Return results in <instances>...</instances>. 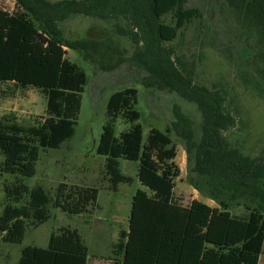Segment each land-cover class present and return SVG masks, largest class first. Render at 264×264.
I'll list each match as a JSON object with an SVG mask.
<instances>
[{
    "label": "trees",
    "instance_id": "1",
    "mask_svg": "<svg viewBox=\"0 0 264 264\" xmlns=\"http://www.w3.org/2000/svg\"><path fill=\"white\" fill-rule=\"evenodd\" d=\"M237 20L244 44L243 73L264 107V0H225ZM187 0H15L8 12L0 6V97L33 88L45 98L44 116L32 124L14 115L0 117V172L16 175L5 186L7 202L0 215V240L20 244L29 222L37 226L49 214L43 195L28 189L20 177L35 173L40 148H58L75 130L86 72L66 57V49L87 50L84 40H69L61 23L80 14L104 19H126L138 45L134 60L169 91L193 102L202 116L195 143L194 169L207 177L213 207L198 199L182 205L174 196L180 169L169 130L150 128L146 137L138 122V90L126 87L112 92L106 103L96 152L106 157L104 179L117 190L131 178L122 174L119 159L138 161L142 187L132 196L128 229L120 230L113 254L118 264H259L264 254V147L256 156L231 146L223 136L236 126L239 96L224 86L208 87L170 47L190 23L201 19L199 7ZM237 99V100H236ZM130 127L116 134V121ZM61 183L55 205L70 214L87 212L96 202L98 188ZM250 189L260 200L244 204V215L233 214L230 201ZM228 194L229 199H224ZM25 204L16 205L24 196ZM18 264H90L88 248L77 229L52 232L46 247L24 246Z\"/></svg>",
    "mask_w": 264,
    "mask_h": 264
},
{
    "label": "rangeland",
    "instance_id": "2",
    "mask_svg": "<svg viewBox=\"0 0 264 264\" xmlns=\"http://www.w3.org/2000/svg\"><path fill=\"white\" fill-rule=\"evenodd\" d=\"M225 3V0H187L186 6L199 7L203 17L183 29L170 42V47L188 65L197 83L224 86L229 89V96H239L235 112L240 120L223 136L231 146L256 156L264 147V107L242 71L245 46L236 30L237 20ZM0 6L12 12L15 0H0ZM61 28L69 40L88 43L87 50L65 48L66 57L86 72L87 84L73 136L58 148H40L34 175L20 177L30 192L43 195L49 216L37 226L29 222L20 244L0 240V264H18L24 246L46 247L50 234L63 227L77 229L88 248L90 264H118L113 254L114 243L118 232L128 229L132 196L142 187L137 177L138 161L119 159L121 173L131 181L119 183L117 190L112 191L108 189L110 182L104 179L106 157L96 152V146L107 119L110 94L126 87L138 90L136 108L140 111L138 122L144 137L153 127L169 130L177 150L175 162L180 169L175 180V198L182 205L198 199L218 206L208 196L207 177L194 169V145L202 135V116L193 102L169 91L134 60L138 45L129 32L132 25L122 17L104 19L74 14L61 23ZM10 94L0 97V117L11 114L24 124L42 120L45 98L39 91L26 88L15 90L13 96ZM115 125L116 134L130 127V123L120 118ZM3 161L0 154V164ZM15 181L16 175L0 172V215L7 202L5 186H12ZM61 183L66 184L65 192L71 186L98 188L96 202L81 214L63 211L55 205ZM222 197L229 199L228 194ZM26 200L27 195L16 205L25 204ZM259 201L248 189L243 197L230 201V210L244 215L247 212L244 204L256 206ZM259 264H264V254Z\"/></svg>",
    "mask_w": 264,
    "mask_h": 264
},
{
    "label": "crops",
    "instance_id": "3",
    "mask_svg": "<svg viewBox=\"0 0 264 264\" xmlns=\"http://www.w3.org/2000/svg\"><path fill=\"white\" fill-rule=\"evenodd\" d=\"M119 233V232H118ZM95 260H98V259H95ZM99 260H101V259H99ZM109 262H106V264H108Z\"/></svg>",
    "mask_w": 264,
    "mask_h": 264
}]
</instances>
